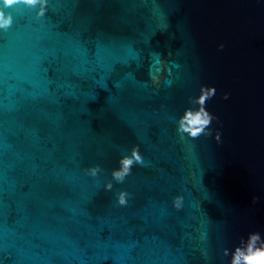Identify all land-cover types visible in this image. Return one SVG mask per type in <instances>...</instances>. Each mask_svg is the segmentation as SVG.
<instances>
[{
    "label": "water",
    "instance_id": "95a60500",
    "mask_svg": "<svg viewBox=\"0 0 264 264\" xmlns=\"http://www.w3.org/2000/svg\"><path fill=\"white\" fill-rule=\"evenodd\" d=\"M8 9L0 264L264 258V0Z\"/></svg>",
    "mask_w": 264,
    "mask_h": 264
},
{
    "label": "clouds",
    "instance_id": "9594fccd",
    "mask_svg": "<svg viewBox=\"0 0 264 264\" xmlns=\"http://www.w3.org/2000/svg\"><path fill=\"white\" fill-rule=\"evenodd\" d=\"M13 2H15V0H5V3L7 4V3H13ZM24 2L25 3H27V4H36L37 2H38V0H24ZM43 13V9H41V14ZM11 22V19H10V17L9 18H4L3 17V15L2 14H0V27H3V26H6V25H8L9 23ZM224 44L223 43H220L219 45H218V47L220 48V49H223L224 48ZM228 93H224V98L225 99H227L228 98ZM211 119H214V118H208V119H205L204 121H203V124L204 125H208L209 124V122H210V120ZM181 126L183 127V120H181ZM183 130L184 131H188V129L187 128H183ZM201 131H203V128H197V129H195V130H193V131H191V135L192 136H196L198 133H200ZM208 135H211V129L209 130V132H208ZM215 140L217 141V143H220L221 142V133H220V131L219 130H216V132H215ZM137 160H139L140 159V157L137 155ZM125 159H127V158H125ZM96 169H93L92 170V174L93 175H95L96 174ZM117 175L119 174V173H116ZM109 187H110V185H109ZM177 199L179 200V199H182V197H177ZM259 199V197H256V196H253V198H252V200H253V202H255L256 200H258ZM125 201H124V199H123V195L121 196V199H120V203H124ZM179 206V205H178ZM262 255H264V254H262ZM249 264H264V258H262V259H260V260H258V261H253V259L251 258V257H249Z\"/></svg>",
    "mask_w": 264,
    "mask_h": 264
},
{
    "label": "snow or ice",
    "instance_id": "6c2138e0",
    "mask_svg": "<svg viewBox=\"0 0 264 264\" xmlns=\"http://www.w3.org/2000/svg\"><path fill=\"white\" fill-rule=\"evenodd\" d=\"M14 3V2H13ZM13 3H7L6 5L9 6V9L10 10V6L13 4ZM0 14L4 15V11L3 10H0Z\"/></svg>",
    "mask_w": 264,
    "mask_h": 264
}]
</instances>
